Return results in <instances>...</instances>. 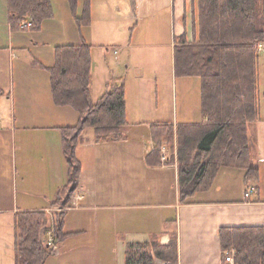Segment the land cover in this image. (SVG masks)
Returning a JSON list of instances; mask_svg holds the SVG:
<instances>
[{
	"label": "crops",
	"instance_id": "obj_1",
	"mask_svg": "<svg viewBox=\"0 0 264 264\" xmlns=\"http://www.w3.org/2000/svg\"><path fill=\"white\" fill-rule=\"evenodd\" d=\"M191 1L132 0L131 18L135 21L142 16L170 14L177 21L175 37L187 30L191 40ZM92 5L95 16L94 0ZM95 5L103 20L113 19L114 10L108 0H95ZM122 5L125 6L126 1L123 0ZM125 11L129 12L127 6ZM0 19L8 30L5 42L0 39V264H16L15 216L19 212L45 211L49 216L57 211L65 212L64 233L69 236L57 244V250L46 264H127L129 245L158 242L167 246L174 236L178 241V264H224L219 237L221 228L264 226L262 113L261 121L248 125L256 174L248 178L245 169L221 167L209 189L198 191L184 203L178 186L174 195L171 192V174L178 180L177 161L173 164L163 162L161 166H151L147 162V156L155 150L152 136L140 156L139 137H130L127 128L125 141L108 143H96L95 134L87 140L85 130L76 148V157L82 165L77 190L66 208L53 206L68 182L61 129L76 126L80 116L73 108L54 103L50 74L40 73L42 68H50L54 63L46 66L29 51L28 43H40L38 36L20 40L19 35L30 34H25L30 29L15 32L8 24L7 0H0ZM94 22H98L95 17L87 26L85 40L93 50L113 42L117 50L121 48L122 35L115 36L109 23L98 28ZM79 44L81 42H65L57 46ZM145 46L140 42L134 44L132 39L128 42L132 53ZM14 54H22L30 61L29 69L35 68L38 73L29 70L19 75L14 73V76L9 70L6 75L4 62L6 58L11 60ZM138 70L142 74L145 72L142 65ZM122 84L126 89L129 126L133 120L128 83L116 78L112 89ZM138 104L142 108L143 102ZM206 121L202 117L199 121L187 119L174 125ZM141 157L143 167L139 163ZM106 162L110 166L104 165ZM249 187L254 188V193L246 197ZM229 252L235 255L234 250ZM156 264L167 263L156 260Z\"/></svg>",
	"mask_w": 264,
	"mask_h": 264
},
{
	"label": "trees",
	"instance_id": "obj_2",
	"mask_svg": "<svg viewBox=\"0 0 264 264\" xmlns=\"http://www.w3.org/2000/svg\"><path fill=\"white\" fill-rule=\"evenodd\" d=\"M76 12L79 0H66ZM90 0L80 26L91 24ZM192 39L188 31L174 39L176 76L198 77L202 82V114L206 122L175 126L172 122L151 124L155 150L149 165L161 166V148L166 164L178 163V187L184 203L198 191L207 190L224 166L257 172L251 156L248 125L261 121V65L264 60V0H192ZM13 30L23 22L39 30L53 17L52 0H7ZM187 16L184 17V24ZM186 27V24H185ZM24 30V29H22ZM92 45L56 46L54 65L48 68L54 103L71 107L80 116L73 127L62 128L63 152L68 164V182L53 206L66 208L79 185L82 165L76 148L82 134L92 128L96 143L126 140L127 100L124 84L106 92L95 103L91 97ZM65 212L49 216L45 211L19 212L15 216L16 264H46L54 251L46 244L50 231L57 245L65 240ZM225 256L235 251L238 264H264V226L224 227L219 230ZM178 264V241L133 243L127 264Z\"/></svg>",
	"mask_w": 264,
	"mask_h": 264
},
{
	"label": "rangeland",
	"instance_id": "obj_3",
	"mask_svg": "<svg viewBox=\"0 0 264 264\" xmlns=\"http://www.w3.org/2000/svg\"><path fill=\"white\" fill-rule=\"evenodd\" d=\"M122 1L108 0V4L114 10L112 20L102 19L103 15L98 12L95 0V16H93L92 0L89 1L91 23H93L94 17L98 21L94 22L97 23L98 28L109 23V27L114 29V35H122L123 37V43L118 50L113 40L111 41L113 43H106L103 47H97L94 50L92 48L91 97L97 103L105 92L112 90L113 80L116 78H121L124 83H128L130 91L129 106L131 120L133 121H130L127 131L130 137H139L140 156H142V150L149 145V138L152 136L151 124L167 121L182 123L187 119L199 121L204 117L202 114V82L198 77H183L175 74L174 39L177 32V21L167 13L142 16L132 21V0H124L129 12L125 11ZM85 2L86 0H79L77 10L74 12L68 1L52 0L53 17L45 20L39 30H33L31 29L32 27L25 28L30 29L25 34H30L19 35L20 40L32 39V35L38 36L37 40L40 43L36 45L30 42L31 44L28 43L27 45L28 49L44 65L52 66L55 48L58 44H64L65 42L82 43L87 40V26H90V24L80 26L77 20V18L82 19L84 17ZM14 31L16 32V30ZM39 32H41L40 35ZM7 33L8 30L0 19V39L4 42L7 39ZM17 39L15 36L14 42ZM130 39H132L134 44L140 42L142 45L147 46L136 48L132 53L128 49ZM7 44L9 46V39ZM115 51H118V54H115ZM4 63V67L7 70L6 75L9 70L13 75L14 73L17 75L23 74L29 70L32 73H38L35 68L29 69L30 61L25 60L22 54H14L11 60L6 58ZM139 65L145 68L143 74L138 70ZM261 67V91L263 94L264 60ZM42 70L40 73H44V75L50 74L48 68H42ZM41 77L43 78V76ZM262 100L261 113L264 115L263 95ZM137 102H143L142 108H140L139 104L137 105ZM84 135H87V140H89V137L94 136V130L87 128ZM134 146H136L135 149H138L136 144ZM161 152L162 154H167L168 157L166 148L162 147ZM139 163L140 167L145 165L143 157H141ZM104 165L110 166L107 162ZM172 175L170 177L171 192L174 195L179 185L178 180Z\"/></svg>",
	"mask_w": 264,
	"mask_h": 264
},
{
	"label": "built area",
	"instance_id": "obj_4",
	"mask_svg": "<svg viewBox=\"0 0 264 264\" xmlns=\"http://www.w3.org/2000/svg\"><path fill=\"white\" fill-rule=\"evenodd\" d=\"M20 26H21L22 29H25V28L32 27V24L23 22ZM0 125H1V122H0ZM166 160H167V156L165 155V153H163V162H166ZM253 193H254V188L253 187H249L246 190L245 195H246V197H250ZM45 242H46V244L49 247H51L53 249V251L55 253V251L57 250V247H56V244L54 242V238H53L51 233L48 234V237H47ZM225 264H238L236 262V260H235L234 252H229V253L226 254V256H225Z\"/></svg>",
	"mask_w": 264,
	"mask_h": 264
}]
</instances>
